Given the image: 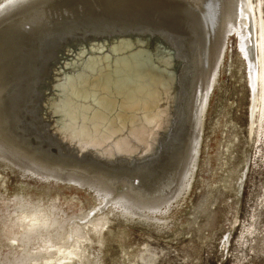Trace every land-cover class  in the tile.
<instances>
[{"label": "bare ground", "instance_id": "bare-ground-1", "mask_svg": "<svg viewBox=\"0 0 264 264\" xmlns=\"http://www.w3.org/2000/svg\"><path fill=\"white\" fill-rule=\"evenodd\" d=\"M250 6L0 0V264H148L154 255L127 243L131 230L147 243L202 231L227 162L213 149L227 131L223 107L209 109L225 66L219 39L231 31L247 62L249 131L264 120V24ZM66 41L73 59L38 110L39 63Z\"/></svg>", "mask_w": 264, "mask_h": 264}, {"label": "rangeland", "instance_id": "rangeland-1", "mask_svg": "<svg viewBox=\"0 0 264 264\" xmlns=\"http://www.w3.org/2000/svg\"><path fill=\"white\" fill-rule=\"evenodd\" d=\"M248 1L253 3V7L250 6V13L255 6L262 10L260 16L264 24V0ZM250 26V30L254 33L253 21ZM222 42H226L227 45L225 72L223 71L220 77V88L215 89L209 109V116H214L215 109L218 110L222 106L227 120L226 129L224 128L227 131L219 137V146H213L216 150L217 162H220L224 156L227 161L222 168L223 180L219 187L221 193H218L217 200L211 208L212 215L199 216V227L202 224L200 228L202 231L199 229L201 232L197 234L196 230H192L190 242H175V240L164 242L161 239H151L148 244L141 242L144 238L131 230L129 236L131 242L127 243L135 244L134 249H142L146 243L147 251L144 252L154 255L152 258L154 261L148 264H264V120L261 129L255 128L254 131H249L252 90L247 82V62L239 49V39L234 31H231L227 38L224 39L223 36L219 39L220 49H222ZM72 43L66 41L64 50L63 47L60 50H57L58 47L53 48L50 59L47 60V55L44 57V63L42 65L41 62L39 63L43 71L40 85L43 79L45 82L39 86L40 93L36 98L38 110L45 107L53 87L62 80L63 70L67 69L68 62L73 59ZM56 53L58 56L55 55ZM221 53L219 52L215 58L216 62L219 61ZM53 58L54 62L49 65V61ZM211 74L207 76L208 81ZM200 96L201 93H199ZM216 104H219L218 107ZM28 116L31 119V113ZM41 122H48V118L41 119ZM27 124L34 131L37 130L35 131L37 134L43 133L47 137L44 128L39 129L31 121H27ZM225 135L232 141L227 152L223 148ZM38 177L36 174L29 173L26 179L30 182L40 181ZM15 178L16 176L8 171L9 183L7 181V184L10 186ZM49 181L51 184L54 183L53 179ZM58 183L65 184V187L70 190V195L77 200L78 192L67 186L70 182L60 180ZM198 194L199 192L192 195L193 201ZM184 218L187 219V216ZM116 262L123 264L120 260Z\"/></svg>", "mask_w": 264, "mask_h": 264}, {"label": "snow or ice", "instance_id": "snow-or-ice-1", "mask_svg": "<svg viewBox=\"0 0 264 264\" xmlns=\"http://www.w3.org/2000/svg\"><path fill=\"white\" fill-rule=\"evenodd\" d=\"M250 28H251V26H250ZM249 47H250V50H251V55L254 58V56H255V45H254V40L251 38V36H250V39H249Z\"/></svg>", "mask_w": 264, "mask_h": 264}]
</instances>
